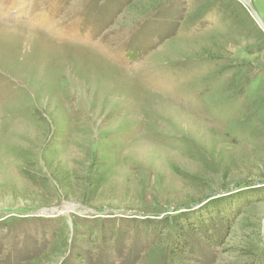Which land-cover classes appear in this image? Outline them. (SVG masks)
<instances>
[{
  "label": "rangeland",
  "instance_id": "1",
  "mask_svg": "<svg viewBox=\"0 0 264 264\" xmlns=\"http://www.w3.org/2000/svg\"><path fill=\"white\" fill-rule=\"evenodd\" d=\"M217 1L0 0V264H264V34Z\"/></svg>",
  "mask_w": 264,
  "mask_h": 264
},
{
  "label": "trees",
  "instance_id": "2",
  "mask_svg": "<svg viewBox=\"0 0 264 264\" xmlns=\"http://www.w3.org/2000/svg\"><path fill=\"white\" fill-rule=\"evenodd\" d=\"M203 1L208 2L209 0H203ZM223 1L228 4V7H227L228 8V10H227L228 15H231L234 11L238 12V9H236V2L234 0H221V2H223ZM221 2L218 0L217 6L221 5ZM255 27H256V25H255ZM260 188H257V189H260ZM261 192L264 193V190H261ZM230 204L231 203H229V206H230ZM232 205H234V203ZM214 215H215V217H212L209 215H205V216H199V215L196 216L195 214L189 215L187 217V220H186V222L189 225H187L184 228L181 227L182 230L178 234L175 243H173L175 245V247L179 249V251L175 250L173 252V254L178 253L177 257L181 258L182 260L184 258H187L188 254L189 255L194 254L196 250H195V248L190 247L192 245L190 244L189 237H188L190 232H193V231L198 232V230H199L201 232L200 234L205 235L207 227H208V232L213 231V227L219 226L217 224V219H216V218H218V213H216V214L214 213ZM221 217L224 219L225 216L221 214ZM223 219L221 220V222H223ZM117 231H118L117 227H113L112 229H110V233H109V230L103 229V233L101 235L104 239H107L109 237L114 238V237H117ZM197 232H196V234H197ZM207 239L210 242L209 244H212L214 242V240L212 238H207ZM180 251H182L183 253H181Z\"/></svg>",
  "mask_w": 264,
  "mask_h": 264
},
{
  "label": "water",
  "instance_id": "3",
  "mask_svg": "<svg viewBox=\"0 0 264 264\" xmlns=\"http://www.w3.org/2000/svg\"><path fill=\"white\" fill-rule=\"evenodd\" d=\"M240 2L243 3V5L246 7L250 17L253 19L254 23L257 25V27L261 30V32L264 34V23L261 20V18L258 16L257 12L255 11L254 7L251 5L250 0H240ZM60 210V208H56L54 210L45 209L42 212H47L51 215H56L57 212ZM261 234L264 238V218L261 223Z\"/></svg>",
  "mask_w": 264,
  "mask_h": 264
},
{
  "label": "bare ground",
  "instance_id": "4",
  "mask_svg": "<svg viewBox=\"0 0 264 264\" xmlns=\"http://www.w3.org/2000/svg\"><path fill=\"white\" fill-rule=\"evenodd\" d=\"M6 28H8V27H5V26L0 25V30L6 29ZM36 32H37V31H36ZM29 33H31V32H29ZM32 34H34V33H32ZM34 35H36V34H34ZM52 45H53V44H52Z\"/></svg>",
  "mask_w": 264,
  "mask_h": 264
}]
</instances>
